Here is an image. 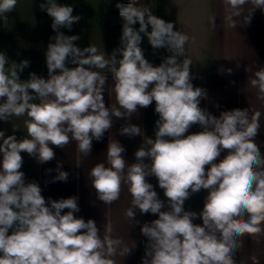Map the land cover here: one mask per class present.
Masks as SVG:
<instances>
[{
	"label": "clouds",
	"instance_id": "9594fccd",
	"mask_svg": "<svg viewBox=\"0 0 264 264\" xmlns=\"http://www.w3.org/2000/svg\"><path fill=\"white\" fill-rule=\"evenodd\" d=\"M222 2L229 29L248 26L257 9L264 12V0ZM17 3L0 0V20L6 21ZM115 7L122 32L111 54L95 45L81 48L75 43L79 35L62 31H71L82 17L58 0L39 4L55 33L44 52L47 78L30 72L22 79L30 61L16 62L0 51V121L26 117L24 138L17 139L18 127L7 135L0 130V264H116L115 256L126 257L135 249V242L130 247L110 237L109 228L102 236L94 219L77 216L78 196L46 199L39 183L26 181L21 170L22 153L42 165L55 159L53 146L64 149L72 141L82 156H89L93 141L103 140L114 118L126 120L119 135L142 137L135 162L129 163L124 146L112 140L106 163L95 164L89 179L96 199L105 205L119 200L127 187L131 201L125 217L140 225L145 238L141 264H237L234 255L243 239L259 242L264 236V153L256 142L260 113L235 108L217 116L202 108L208 93L192 82L189 34L140 0H117ZM209 23L215 27V16ZM143 37L154 54L159 49L169 53L158 65L146 59ZM218 71L230 75L233 70ZM109 75L116 101L112 106L104 99ZM250 86L264 101V67L254 73ZM153 102L158 119L149 137L131 121ZM197 125L201 130L190 133ZM221 153H226L222 159ZM47 171H55L53 183L69 178L59 161ZM149 177L156 178L165 199ZM201 190L207 192L202 209L186 210L185 202ZM137 211L157 218L141 223ZM250 260L260 264L255 255Z\"/></svg>",
	"mask_w": 264,
	"mask_h": 264
},
{
	"label": "crops",
	"instance_id": "0c3cea01",
	"mask_svg": "<svg viewBox=\"0 0 264 264\" xmlns=\"http://www.w3.org/2000/svg\"><path fill=\"white\" fill-rule=\"evenodd\" d=\"M43 0H18L15 11L8 14L6 21L0 20V51L6 52L10 60L19 62L30 61L23 73L22 79H27L30 72L47 78V67L44 52L49 38L55 33L51 29V18L40 10L39 4ZM59 3L70 4L74 7V15L82 19L75 23L69 31L62 29L66 35H79L81 38L75 43L83 48L95 45L100 51L111 54L119 46L122 32V20L117 16L115 4L117 0H58ZM141 6L149 7L153 13L166 21L174 23L176 29L185 31L190 36V43L186 45V55L192 60L193 84L207 90L208 98L202 99L200 106L206 108L213 115L221 111L235 108L249 109L250 112L260 113L261 129L256 137L261 152L264 153V101L257 98V90L250 86V80L259 68L264 67V12L257 9L252 22L246 27L236 30L224 25L225 5L222 0H142ZM245 7V11L247 10ZM215 16L216 24L209 23L210 17ZM138 28V24L136 25ZM150 30V29H149ZM143 35V34H142ZM141 47L146 59L158 65L162 58L169 53L165 49L155 51L143 37ZM71 66V65H69ZM231 68L229 74L221 75L220 68ZM104 99L106 106L116 104L115 93L112 90V79L109 75L105 87ZM155 104L139 110L132 118V123L141 126L145 134L154 136V125L158 115L154 111ZM26 117H12L11 122L0 121V130L12 134L13 127L17 139L26 135L24 120ZM125 119L114 118L113 128L106 132L102 141H93L92 152L89 156H82L75 141L70 142L64 149L56 148L55 159L38 164L27 153H22L26 181H35L42 188V195L47 199L67 198L78 196L80 212L77 216L85 220L94 219L101 229L111 231L108 235L120 238L124 244L136 247L130 255L115 256L116 264H141L145 238L140 233L139 224H130L125 217V210L130 206L131 196L124 186L120 199L111 205H105L96 199L95 189L91 187L89 172L100 162L106 163L108 142L118 140L125 148L123 154L129 163L135 162L134 153L142 143V137L121 136L118 133ZM199 126H193L189 132H198ZM226 153H221V159ZM62 162L63 170L69 173L67 182H51L56 175L57 162ZM161 199H165L163 190L158 187L155 177H149ZM205 190L193 194L186 202L185 209L199 212L203 207ZM66 211V210H65ZM152 214H136V220L150 222L156 219ZM200 223V220L194 221ZM257 256L260 264H264V236L259 242L251 237L243 239V247L234 255L237 264H251L250 257Z\"/></svg>",
	"mask_w": 264,
	"mask_h": 264
},
{
	"label": "built area",
	"instance_id": "2783aa9c",
	"mask_svg": "<svg viewBox=\"0 0 264 264\" xmlns=\"http://www.w3.org/2000/svg\"><path fill=\"white\" fill-rule=\"evenodd\" d=\"M119 2L127 3L128 0H119ZM141 2H142V0H140V4H141ZM116 13H117V16L119 17L118 9L116 10Z\"/></svg>",
	"mask_w": 264,
	"mask_h": 264
}]
</instances>
